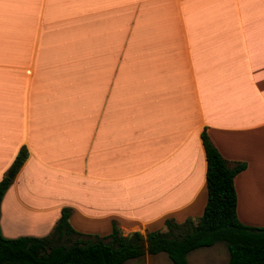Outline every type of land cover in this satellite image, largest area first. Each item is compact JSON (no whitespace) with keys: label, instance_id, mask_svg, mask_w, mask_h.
Here are the masks:
<instances>
[{"label":"crops","instance_id":"obj_1","mask_svg":"<svg viewBox=\"0 0 264 264\" xmlns=\"http://www.w3.org/2000/svg\"><path fill=\"white\" fill-rule=\"evenodd\" d=\"M203 130L245 164L238 219L264 226V0H0V179L27 150L3 235H44L63 206L97 234L198 217ZM217 245L186 264H227Z\"/></svg>","mask_w":264,"mask_h":264},{"label":"trees","instance_id":"obj_2","mask_svg":"<svg viewBox=\"0 0 264 264\" xmlns=\"http://www.w3.org/2000/svg\"><path fill=\"white\" fill-rule=\"evenodd\" d=\"M201 139L206 155L207 199L198 217L164 220L166 230L124 233L112 220L107 234L75 229L69 222L71 207L63 206L52 229L44 235L7 237L0 229V264H122L130 258L165 252L174 264H186L190 251L224 242L227 264H264V226L242 223L236 213L234 177L245 166L232 163L219 152L205 130ZM27 156L21 147L0 179V200ZM14 168L12 176L9 171Z\"/></svg>","mask_w":264,"mask_h":264},{"label":"rangeland","instance_id":"obj_3","mask_svg":"<svg viewBox=\"0 0 264 264\" xmlns=\"http://www.w3.org/2000/svg\"><path fill=\"white\" fill-rule=\"evenodd\" d=\"M215 244H218L217 247H220L222 249L225 248L226 258H228V250H227L225 243L224 242H216ZM197 250L202 251V250H207V249L205 248V246H203V247H199V249H197ZM151 256L155 257L156 255L152 254ZM167 260H168L167 264H173L172 261H170L169 259H167ZM124 264H156V261H153L152 257H149L148 259H146V258H142V259L130 258Z\"/></svg>","mask_w":264,"mask_h":264},{"label":"water","instance_id":"obj_4","mask_svg":"<svg viewBox=\"0 0 264 264\" xmlns=\"http://www.w3.org/2000/svg\"><path fill=\"white\" fill-rule=\"evenodd\" d=\"M13 173H14V168H12V169L9 171L8 176H12Z\"/></svg>","mask_w":264,"mask_h":264}]
</instances>
